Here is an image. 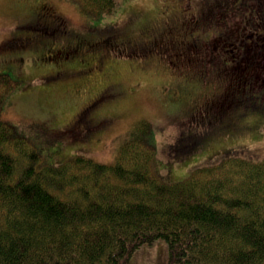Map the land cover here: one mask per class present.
<instances>
[{
  "label": "trees",
  "instance_id": "16d2710c",
  "mask_svg": "<svg viewBox=\"0 0 264 264\" xmlns=\"http://www.w3.org/2000/svg\"><path fill=\"white\" fill-rule=\"evenodd\" d=\"M37 1L31 6L36 15H29L37 37L24 41L20 31L13 44H4L17 51L33 43L28 47L33 52L48 46L51 52H42L43 59L56 58V66L70 62L55 68V76L82 75L78 86H70L75 90L70 89L74 95L67 107L61 94L53 112L39 99L31 116L35 126L49 121L46 133L80 142L78 152L84 154L51 164L1 119L4 100L19 81L8 72L0 75V264H130L137 251L158 240L167 245V264H264V155L224 156L169 182L153 168L155 135L143 117L112 162L88 156L84 140L111 129L113 118L105 108L120 95L116 67L124 59L161 64L177 90L170 100H181L169 119L182 117L181 107L194 96L192 84L204 91L191 113L183 110L190 121L184 129L191 128L180 138L185 154L204 152L207 135L238 130L245 119L251 120L245 125L249 134L261 130L264 0H206L209 7L199 16L180 5L177 19L167 14L162 21H142L135 37L132 29L110 33V25L83 36L69 30L48 1H40L39 8ZM68 1L95 19L117 7V0ZM46 20L49 26L39 24ZM54 31L62 34L57 44ZM217 45L229 46L230 54ZM110 57L114 65L108 69L104 61ZM61 110L72 111L71 121L61 120Z\"/></svg>",
  "mask_w": 264,
  "mask_h": 264
},
{
  "label": "rangeland",
  "instance_id": "374dc122",
  "mask_svg": "<svg viewBox=\"0 0 264 264\" xmlns=\"http://www.w3.org/2000/svg\"><path fill=\"white\" fill-rule=\"evenodd\" d=\"M44 1H48L56 13L65 18L69 30L81 33L83 36L91 34V32L93 35L97 34L100 31L95 29L110 25V33L116 30L132 29L131 33L134 37L140 32L142 23L162 21L168 17L167 14L173 18H178L181 15L179 7L181 4L186 5L188 11L199 16V12H204V5L206 10L209 3L216 2V0L211 2L206 0H117V7L112 14L102 15L95 19L77 10L72 1ZM32 2L33 0H0V75L8 72L13 80L19 81V86L12 90L4 100L1 119L14 125L39 149L43 156L50 159L44 157L48 162L57 165L71 156L84 154L78 152L81 151L82 145L75 141L64 142L68 139L67 136L46 133L45 124L49 121L44 124V120H41L37 122L38 126H35L34 117L31 116L34 115L33 106L38 107V104L43 102L53 112L54 99L61 94L59 97L64 99V107H67L74 95L73 90H75L70 86L74 83H77L78 86L82 75L64 77L60 74L55 76V68L68 67L70 62L56 66V58L52 60L49 57L43 59L42 52L46 51L48 54L51 52V48L48 46L32 52L29 50L33 44L31 42V44L27 42L29 44L27 49L21 48L17 51L14 50L16 47L4 44L7 42L13 44V41L16 40L14 36H18L16 32L19 33L20 31H23L22 33L25 35H32L29 38L31 40L37 37L33 36L35 32H38L37 26L27 22L31 12L34 13L31 7ZM23 23L28 24L26 29L21 28ZM105 34L107 33H103V35ZM25 35L23 34L24 41L27 39ZM54 35L57 38L62 34L59 35L54 31ZM45 38L48 39L49 37L46 36ZM61 39L62 37H59L56 44ZM24 41L22 43H25ZM217 48L225 50L224 54H230L229 46L217 45ZM113 55L114 52L109 54V56ZM111 58L107 59V62L104 61V65L108 69L114 65L110 61ZM257 65L260 69L261 65ZM116 71V81L120 84V95L109 108H105V110H109L108 114L113 118L111 129L96 134L95 139H84L89 153L86 155L99 162H112L118 145L124 140L131 126L135 124L137 118L143 117L148 121L150 127H153L152 133L154 132L155 135L157 151L152 163L153 168L169 182L182 180L193 169L214 164L224 156L253 155L257 158L263 157L264 126L260 127L261 130L255 129L249 134L250 129H246L245 125L251 124V120L247 121L246 119L240 122L241 125L238 130L229 131L218 137L207 135V137L209 136L206 142L208 145L204 152L196 155L185 154V148H183L180 138L190 134L191 128L189 131L184 129L186 124L190 126V121L183 110L186 114L192 112L194 102L204 92L200 85H191L190 90L194 96L185 109L181 107L180 114L182 117L169 119L170 109L178 105L181 100L176 102L170 100L172 95H177V90H174L172 83L167 80L164 68L157 63V60L155 62L153 59L149 60L147 64L140 66L134 59H124L118 68L116 67ZM84 77L85 79L88 78V76ZM198 91L199 93L195 94ZM39 99L41 100L37 104L36 101ZM78 102L79 100L77 104ZM60 117L62 121L66 120L65 123H68L72 119V111L66 113L61 110ZM202 127L206 128L207 126ZM50 143H55V145H50ZM167 258V245L163 240H158L153 244L144 245L132 257L130 264H167Z\"/></svg>",
  "mask_w": 264,
  "mask_h": 264
},
{
  "label": "flooded vegetation",
  "instance_id": "af4514ba",
  "mask_svg": "<svg viewBox=\"0 0 264 264\" xmlns=\"http://www.w3.org/2000/svg\"><path fill=\"white\" fill-rule=\"evenodd\" d=\"M40 1L45 2L44 0H39V2L37 1L38 4H36V5H37L38 8H39V7L41 6V4H42ZM187 1H190V0H187ZM181 5H183V4H181ZM34 15H36V13H34ZM175 19H177V18H175ZM27 22H33V20H32V19H28ZM39 24L49 26L47 20H46V21H40ZM25 36H26V38L28 39V38H30L32 35H28V34H27V35H25ZM33 36H37V35L34 34ZM16 37H17V36H16ZM52 51H53V49H52ZM32 52H33V51H32ZM28 54H29V53H28Z\"/></svg>",
  "mask_w": 264,
  "mask_h": 264
},
{
  "label": "crops",
  "instance_id": "0c3cea01",
  "mask_svg": "<svg viewBox=\"0 0 264 264\" xmlns=\"http://www.w3.org/2000/svg\"><path fill=\"white\" fill-rule=\"evenodd\" d=\"M35 0H33L32 4L34 3Z\"/></svg>",
  "mask_w": 264,
  "mask_h": 264
}]
</instances>
